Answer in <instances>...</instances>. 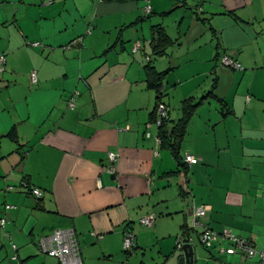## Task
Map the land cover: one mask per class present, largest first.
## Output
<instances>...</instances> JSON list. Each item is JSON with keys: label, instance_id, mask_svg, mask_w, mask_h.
Returning a JSON list of instances; mask_svg holds the SVG:
<instances>
[{"label": "crops", "instance_id": "1", "mask_svg": "<svg viewBox=\"0 0 264 264\" xmlns=\"http://www.w3.org/2000/svg\"><path fill=\"white\" fill-rule=\"evenodd\" d=\"M145 5L0 0V264H61L40 246L55 230L74 231L82 264H151L150 248L171 264L183 235L192 264H261L225 242L205 253L191 219L209 207V229L264 248V0H151L149 16ZM155 26L174 42L163 57L152 53ZM225 54L243 70L222 67ZM151 69L165 73L170 128L215 83L223 101L190 117L178 151L197 163L185 172L157 144ZM13 128L17 144L4 137Z\"/></svg>", "mask_w": 264, "mask_h": 264}, {"label": "built area", "instance_id": "2", "mask_svg": "<svg viewBox=\"0 0 264 264\" xmlns=\"http://www.w3.org/2000/svg\"><path fill=\"white\" fill-rule=\"evenodd\" d=\"M143 1L146 6L144 9L145 14H150L151 7H150V0H141ZM80 41L74 42V45H77ZM30 46L33 48H38L41 46L40 43H31ZM139 47H135L133 52H137ZM4 64L5 59L3 56L0 57V72H4ZM221 66L233 71H241L243 67L241 64L231 55L225 54L221 58ZM31 81L33 83L37 82V77L35 73L31 75ZM164 91V88L162 89ZM78 95V94H76ZM68 107L70 109H74L75 101L71 98L68 101ZM156 121L155 124L157 127H160L168 118H169V110L164 104H159L156 109ZM157 144L161 145V140L157 139ZM109 159L111 162H114L116 156L113 154H109ZM184 162L189 167L193 166L197 163V161L191 156L186 155L184 157ZM113 172L114 170L111 169ZM11 190V188H9ZM30 193L36 199H41L42 192L40 189L37 188H30ZM9 208V207H8ZM210 208L209 207H200L195 209L191 219V230L199 231L198 233V240L200 244L206 248L207 250H211L217 245L218 243L225 242L231 247V249L237 253H241L242 255L246 256L248 259H252L255 257L260 258L261 264H264V248L260 251H257L254 245L243 238H240L234 235L230 230H224L221 233H217L207 226L206 219L207 215L209 214ZM155 222L154 217H147L141 220L142 226L150 227ZM7 221L5 218L0 219V227L2 229L5 228ZM192 239L186 235L180 237L176 244V250L181 251L183 246L186 244H190ZM41 250L47 254L51 258H55L60 261L61 264H82L80 251L78 248V243L75 237V233L72 230H55L48 238L41 240L40 243ZM124 251L128 255H132L136 250V242H135V235L132 232H127L124 235L123 241ZM13 250L16 251V246H12ZM12 261H17L18 256L14 255L11 258Z\"/></svg>", "mask_w": 264, "mask_h": 264}, {"label": "trees", "instance_id": "3", "mask_svg": "<svg viewBox=\"0 0 264 264\" xmlns=\"http://www.w3.org/2000/svg\"><path fill=\"white\" fill-rule=\"evenodd\" d=\"M106 2H125L127 0H105ZM141 1V0H140ZM151 1V0H150ZM143 2V1H142ZM146 6V5H145ZM151 7V6H150ZM173 12V11H171ZM152 9L150 14H146V16L151 15ZM169 13H164L162 16L169 15ZM174 42L168 37L165 29L162 26H155L152 28V33H151V49L152 53L157 56V57H163L167 55V50L172 47ZM3 56V55H2ZM164 76L165 73L163 74H158L155 72L153 69H151V72L147 74V88L154 91L156 94V104H155V109L154 112L152 113V122L156 121V109L159 104H164V99L166 97L165 90L162 91L164 87ZM216 83L213 85L212 90L209 91L207 94H205L204 97L196 100V99H187L183 102L182 105V113L183 116L182 118L176 122V124L170 128L169 127V118L160 126L158 127L159 131V139L161 140V145L162 146H167L172 154L174 155L175 159L178 162L179 168L181 167V170L184 172L187 170L186 169V163L180 158L179 155V145L182 141L183 134L185 132L186 125L190 119L191 116L197 111V109L204 103H206L209 100H217L221 105L223 104V101L218 99L214 93ZM79 93H75V96H71V98L74 99L78 96L76 95ZM68 100V101H69ZM67 101V103H68ZM5 138L11 140L15 144L18 143V136L16 129L13 128L6 136ZM177 174L180 173V169L176 172ZM175 173V174H176ZM187 234V233H185Z\"/></svg>", "mask_w": 264, "mask_h": 264}, {"label": "rangeland", "instance_id": "4", "mask_svg": "<svg viewBox=\"0 0 264 264\" xmlns=\"http://www.w3.org/2000/svg\"><path fill=\"white\" fill-rule=\"evenodd\" d=\"M212 80H213V78H211L208 82H212ZM208 104H210V105L211 104L212 105H216V102L211 101ZM200 247L203 249V251L205 253H207V249L206 248H204L203 246H200ZM151 254H152V249L150 248V249H148L146 251V257L148 258V261L151 262V264H158L160 261H161L160 264H163L164 263V259H162L161 257L158 259V254L157 253L156 254L154 253L153 255H151ZM174 257H175V260L176 261H172L171 264H180V259L183 257L182 253L176 252L175 255H174ZM137 264H140V260H139V262H137Z\"/></svg>", "mask_w": 264, "mask_h": 264}, {"label": "water", "instance_id": "5", "mask_svg": "<svg viewBox=\"0 0 264 264\" xmlns=\"http://www.w3.org/2000/svg\"><path fill=\"white\" fill-rule=\"evenodd\" d=\"M183 253V257L180 259V264L187 263L192 264L194 261V250L192 245L186 244L180 251Z\"/></svg>", "mask_w": 264, "mask_h": 264}]
</instances>
